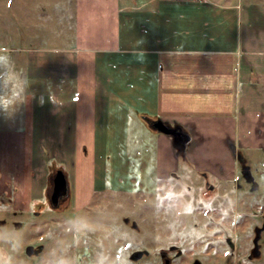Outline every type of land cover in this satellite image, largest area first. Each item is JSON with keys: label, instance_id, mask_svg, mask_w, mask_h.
<instances>
[{"label": "crops", "instance_id": "crops-1", "mask_svg": "<svg viewBox=\"0 0 264 264\" xmlns=\"http://www.w3.org/2000/svg\"><path fill=\"white\" fill-rule=\"evenodd\" d=\"M73 2L67 45H44L37 25L31 41L18 29L8 33L14 42L5 43L31 81L30 101L21 127L0 134L37 140L45 159L28 177L0 172L8 183L0 196L37 201L43 175L47 193L53 185L51 164L71 195L69 173L77 179L81 151L94 155L98 138L149 140L156 180L170 181L182 156L153 122L187 132L184 165L223 182L236 179L240 151L264 150V0ZM59 21L46 30L63 27Z\"/></svg>", "mask_w": 264, "mask_h": 264}, {"label": "rangeland", "instance_id": "rangeland-1", "mask_svg": "<svg viewBox=\"0 0 264 264\" xmlns=\"http://www.w3.org/2000/svg\"><path fill=\"white\" fill-rule=\"evenodd\" d=\"M73 5V0H0V51H8L14 58L15 51L5 43L13 41L9 34L18 29L31 41L27 32L35 30L33 25L46 32L42 35L47 41L44 45H67ZM55 18L63 27L55 24L46 30V24ZM27 43L17 41L16 45ZM26 95L14 113H0V132L21 127L30 101V94ZM36 142L0 134V172L7 180L9 171L11 176L25 171L28 177L31 167L45 159L40 154L42 148L32 144ZM148 143L140 136L98 138L94 155L81 151L77 179L69 173L72 193L58 209L51 205L52 185L48 193L43 188L47 182L44 175V180L34 185L37 201L16 203L7 195L0 196V264H160V253L171 256L172 245L181 252L174 264H190L202 257L207 210L216 200L228 197L229 204L225 200L212 210H233L235 189L253 196L264 193V150L240 151L237 176L230 182L194 172L184 165V155L181 170L172 180L157 181ZM89 159L91 167L85 163ZM50 166L53 171L61 169ZM245 169L259 185L254 191ZM7 190L8 183L1 182L0 194ZM29 246L34 250L43 246V251L28 255ZM136 252L143 256L135 259Z\"/></svg>", "mask_w": 264, "mask_h": 264}, {"label": "flooded vegetation", "instance_id": "flooded-vegetation-1", "mask_svg": "<svg viewBox=\"0 0 264 264\" xmlns=\"http://www.w3.org/2000/svg\"><path fill=\"white\" fill-rule=\"evenodd\" d=\"M245 174L251 189L256 190L259 186L256 180L250 177L247 169ZM233 197V210H212L225 203V200L228 201V197L216 200L214 207L207 210L203 253L199 254L202 257L194 259L190 264H264V193L253 196V193L247 194V191L235 189ZM177 250L178 247L172 245L171 251L176 254L173 252L168 256L161 252L160 264H174L175 259L181 255Z\"/></svg>", "mask_w": 264, "mask_h": 264}, {"label": "clouds", "instance_id": "clouds-1", "mask_svg": "<svg viewBox=\"0 0 264 264\" xmlns=\"http://www.w3.org/2000/svg\"><path fill=\"white\" fill-rule=\"evenodd\" d=\"M30 83L27 72L17 68L12 55L0 51V113H14L26 100Z\"/></svg>", "mask_w": 264, "mask_h": 264}, {"label": "water", "instance_id": "water-1", "mask_svg": "<svg viewBox=\"0 0 264 264\" xmlns=\"http://www.w3.org/2000/svg\"><path fill=\"white\" fill-rule=\"evenodd\" d=\"M151 126L159 132L171 135L174 139L176 149L181 153L186 152L191 137L181 127H170L162 122H153L151 123ZM69 194L70 189L65 173L62 170H58L53 179V189L50 197L52 207L54 209L60 208L61 204L69 197ZM42 251L43 246H39L36 250H34V247L32 246H29L26 249V253L28 255H32L33 252L35 254H40ZM142 256L143 253L139 252L136 254L135 259H138Z\"/></svg>", "mask_w": 264, "mask_h": 264}, {"label": "trees", "instance_id": "trees-1", "mask_svg": "<svg viewBox=\"0 0 264 264\" xmlns=\"http://www.w3.org/2000/svg\"><path fill=\"white\" fill-rule=\"evenodd\" d=\"M178 153H179V156H183V155H184V153H181V152H179V151H178Z\"/></svg>", "mask_w": 264, "mask_h": 264}]
</instances>
